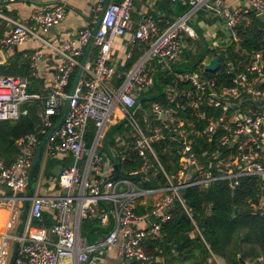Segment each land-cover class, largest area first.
Here are the masks:
<instances>
[{
  "label": "built area",
  "instance_id": "built-area-1",
  "mask_svg": "<svg viewBox=\"0 0 264 264\" xmlns=\"http://www.w3.org/2000/svg\"><path fill=\"white\" fill-rule=\"evenodd\" d=\"M170 1L188 9L162 32L158 22L150 17L133 21V0H122L107 5L94 34L93 28L83 27L74 39L52 47L59 62L52 91L43 102L41 134L45 136L55 125L53 118L60 116L62 104L67 100L64 120L49 135L45 148L50 153L70 155L73 163L61 168L58 174L63 196H33L30 201L28 216L32 220L42 219L43 208L55 212V222L49 230L54 242L24 236L14 264H60L65 260L84 264L90 255L101 257L109 247L115 249L118 258L147 264L152 258L144 246L147 241L162 238V227L175 202L184 207L183 191L194 186L208 187L218 181H226L234 189L246 177L260 180V188L264 189V89H260L264 84L263 52L251 54L244 69L239 68V61L236 67L229 64L226 74L230 79L220 85L204 76V68L198 75L169 69L174 80L164 88L163 102L146 101L148 104L141 109V102L138 103L141 92L151 88L147 76L150 63L167 65L178 61L184 49L181 37L198 39L191 22L194 15L203 11L223 22V37L212 38L215 41L212 51L225 54L233 45L238 53L240 33L251 27L250 14L264 18V0ZM12 2L0 0V19L12 25L10 33L0 42V50L22 44L30 37L38 38V29L55 27L66 16L64 6L55 5L32 14L27 22H17L3 13V7ZM99 11L100 8L96 14ZM125 35L130 52L140 44L146 45V49L132 68L118 73L108 64L110 46L114 37ZM90 42L97 53L87 64L84 79L76 83L69 95L66 89ZM42 58L41 49L31 54L32 71ZM113 78L119 81L116 87L112 85ZM27 85L25 78L0 77V122H16L21 105L39 98L27 92ZM202 106L207 110L202 111ZM187 110L192 112L181 116ZM215 111L219 114L214 115ZM189 117L204 122L203 129ZM119 123L127 131L114 140L113 148L109 147L107 133ZM90 124L93 134L88 137ZM199 139L203 141L202 148L196 142ZM167 142L173 144L177 154L176 161L171 162L174 171L170 172L164 169L155 148L161 147L162 153L172 149ZM17 144L33 147L39 140L28 134ZM110 156L118 168L129 163L135 168L123 176L118 170L117 178L112 180ZM30 167L29 154L18 155L7 167L0 159V206H7L11 214L0 233V264L9 263L8 241L13 237L7 232L20 217L22 209L15 210L18 202L15 196L25 192L27 178L23 172ZM106 168L113 173L107 174ZM158 176L161 181L155 187H144ZM3 189L8 190L9 196L3 195ZM138 208L142 211L137 212ZM90 219H95L100 228H109L104 239L96 244L87 243L80 235L81 221Z\"/></svg>",
  "mask_w": 264,
  "mask_h": 264
},
{
  "label": "trees",
  "instance_id": "trees-1",
  "mask_svg": "<svg viewBox=\"0 0 264 264\" xmlns=\"http://www.w3.org/2000/svg\"><path fill=\"white\" fill-rule=\"evenodd\" d=\"M166 1L170 2L169 0ZM172 4L175 5V3ZM179 5L181 4L177 5L178 8L180 7ZM184 7L185 9L182 8L181 12L187 11L188 7ZM180 15L182 14L179 13L177 16ZM197 15L202 18L204 12L200 11ZM250 18V29L240 33L238 53L234 52L235 46L232 45L226 50L225 54H218L204 43V51L200 53L198 59L190 64L187 70L175 66L171 69L191 72L193 67L196 69L198 64L203 63L205 57L211 51L216 53L211 59L218 58L220 65L214 73L204 70V76L215 79L218 85L228 82L230 75L226 74V71L229 64L236 67L238 65L236 62L239 61V68L244 69L251 54L258 51L264 54V21L259 20L254 14H250ZM184 54L186 53L183 52L182 56ZM221 58L224 61L223 65L221 64ZM160 64L162 65L163 63ZM16 67L17 65L15 64L1 66L0 75L28 74L27 64L19 66V68L24 70V73L21 71L16 72ZM170 70L161 69V66H159L156 71L147 72L148 78L152 80L151 90L147 97L155 95L158 91L157 88L161 89L160 95L154 100L148 101V103L163 102V90L174 80L173 73ZM75 75L76 73L74 72L70 79L71 83ZM260 87V89H264V84ZM148 103L141 101L139 108H144ZM201 110L205 111L207 109L202 106ZM137 112L139 114V111ZM189 112H192V110L181 113V116L186 117ZM30 114L32 113L28 110L27 114L21 115L14 124L0 122V154L3 157L5 156V148L10 149L8 146L9 138L17 141L34 131L35 123L29 120ZM217 114H219V111L214 112V115ZM58 119L59 117L53 120L54 124ZM189 120L195 122L200 130L203 129L204 122L200 121V119L189 117ZM126 131L122 124L111 128L108 131L111 135L107 137L108 144L117 133H125ZM92 134V132L88 133V137ZM113 142L114 140L111 145H113ZM196 142H198L200 148L204 146L202 140L199 139ZM167 145L172 149L166 150L164 153H162L161 147L158 145L155 148L164 169L170 172L174 171L171 162L176 161L177 154L173 144L167 142ZM161 146L163 148V144ZM53 167L54 161L51 159L47 160L44 167V174L47 178L52 179L55 177L52 174ZM134 168L135 165L129 163L123 168L119 165L118 170L120 175L123 176V171L133 170ZM158 180L161 181L160 176L154 180L152 179L151 183L145 184L144 187H155ZM260 183L261 181L256 178L246 177L240 179L238 186L234 189L229 188L226 181H218L208 187L194 186L183 191L184 207L179 202H175L170 210L168 221L162 227V238L159 241L147 242L146 253L152 259L162 257L163 263L161 264H209L207 259H210L212 255L227 260L231 254L234 255L236 262L237 255H239L242 260L249 264H264V189L260 188ZM137 212H140V210H137ZM85 228L91 232L93 223L87 221ZM129 264L142 263L131 261ZM150 264L158 263L153 261Z\"/></svg>",
  "mask_w": 264,
  "mask_h": 264
},
{
  "label": "crops",
  "instance_id": "crops-1",
  "mask_svg": "<svg viewBox=\"0 0 264 264\" xmlns=\"http://www.w3.org/2000/svg\"><path fill=\"white\" fill-rule=\"evenodd\" d=\"M102 1L103 0H14V2L3 7V13L7 15L8 17H10L12 20H15L17 22H27L32 14L37 13V12H42L44 10L54 7L55 5H63L66 11L65 19L59 25L54 27V31L51 34L47 33V30L46 31L42 29L37 30L36 34L38 38L43 39L45 43L39 40L38 38L30 37L26 39L22 44L0 50L3 56V59H2L3 62L0 63V67L4 65L15 64L17 65L16 72L21 71L22 73H24V70L22 68H19V66L24 65V64L28 65L27 75H20L19 73V74L9 75V76L0 75V77H15V78L27 79L28 81L27 92L31 94H35L39 97L38 99L22 104L20 107V116L26 115L28 110L31 111L32 114H30L29 120L35 123L34 124L35 126H34V131L31 132L30 134H34L37 136L39 140V144L33 147L29 146L28 144H24L23 146H20L17 144V141L19 139L17 141H13L11 138H9L8 146L10 149L5 148L4 157L0 154V159L4 162L6 167L9 166L18 155L23 154V153L30 155L31 163H32L33 158L37 152V149L41 141L45 137L44 135L41 134V130L43 126L42 121L44 118L43 117V111H44L43 102L45 98L52 91L56 67L59 62V56L57 55L56 52H54L52 47H57L64 41L74 39L83 27H90L94 29V26L97 22V19L95 21L94 18L96 17V15L98 18L100 14V11L102 9ZM121 1L122 0H110L109 3H119ZM224 1L225 3H230V0H224ZM170 2L166 0H162V1L133 0V9L131 11V19L136 22L142 17H150L158 22L157 23L158 29L162 32L168 27L170 23L174 22V20L177 18V15H179V13L183 14L186 12V10L181 12L182 8L185 9L184 5H179L180 7L178 8L177 6L178 4L173 5L172 2L171 3ZM99 8H100V11L98 12V14H96V10ZM204 13L206 14L202 18H199L198 16L196 19L199 27L204 28V30L200 29V31L199 29H197V32H198L197 40L199 42H196V40H194L195 41L194 43H196L194 44L190 42L189 40L184 39L185 43H184L183 52L191 53V54L195 50H197L198 52H202L204 51V47L203 49H201V45L199 44H202L203 46H205L204 43H207L206 39H210L213 42L215 41L212 38L215 36L218 37L219 40L222 39L223 34H224L223 22L217 19L216 17H214L210 13H207V12H204ZM11 30H12V25L0 19V42L4 37H6L10 33ZM39 49L43 51V58L37 61L36 63L37 68L35 71H32L30 69L29 57L36 50H39ZM145 49H146V45L140 44L137 48H135L133 51L130 52L129 47H128V36L127 35L122 36V37H114L111 41L110 61L108 62V64L109 66L113 67L118 73H123L133 67V65L142 56ZM96 53H97V49L90 47L85 61L83 62L84 56L79 60L80 66L77 67L75 71L77 75L78 71L81 70L78 81L84 79L86 66L87 64L91 63ZM208 61L209 60H207L205 57L203 64H206ZM159 66H161V69L163 68L171 69L173 67V66H169L168 63L167 65L164 63L161 65L159 62L155 61V62L150 63V66L148 67L147 72L151 70L156 71L159 68ZM73 82L71 83V80H70L69 87L66 89L67 93H69ZM118 83L119 81L113 78L112 85L116 87ZM150 90L151 89L149 88L148 90L141 92V97L143 98L147 97ZM140 109H138L137 111H140ZM54 119L55 118H53V120ZM16 122H9V123L14 124ZM91 126L92 124L88 126V133L93 132V127ZM120 137H123V133L119 132L114 136V140L119 139ZM10 140H12V142H10ZM109 147L113 148L114 142H113V145ZM49 159L54 161V167L59 165L61 168H63L73 163V159L70 155L50 153L45 148V151H44V154L41 160L37 182L34 186V196L48 197V196H63L64 195V191L58 186V175L57 176L54 175L55 177L51 179V178H47L44 174V167H45L47 160ZM111 163L112 162H110V164ZM115 163H116V160H115ZM111 165H114V164L112 163ZM126 165L122 164L121 166L123 168V166H126ZM29 170L30 168L26 169L23 172V175L26 178H28ZM105 172L107 174H111L114 171L112 172L111 168H106ZM125 172L126 171H123L122 175H124ZM52 174H54L53 169H52ZM3 195L9 196L8 190L3 189ZM22 208H23V202L18 200V202L15 204V210L20 212ZM138 210H140V212L142 211L141 208H138ZM10 217H11V214H10L9 208L5 205L0 206V233L4 232L5 224L10 219ZM87 221L88 222L90 221L93 223V228L91 229V232L89 231V229H86V228L84 229L85 223H87ZM54 222H55V212L47 208H43L42 219L40 221L32 220L28 216V220L25 226L23 237L24 236L26 237L34 236L38 239L39 238L47 239L49 242H54L55 239L49 232L50 227L54 224ZM19 223H20V217L18 221L14 223L13 228L7 232L10 236L13 237V238H10L12 240V243L14 242V239L16 237L17 227ZM80 227H81L80 228L81 237L85 239L87 243L89 244L91 243L96 244L102 241L104 239L105 233L109 229V228L108 229L100 228L97 225V222L95 219L82 220L80 223ZM12 230L14 231L13 233H11ZM145 247L146 246H144V250H145ZM238 258H240L239 255H237V263L239 264ZM153 261L158 264L163 263L162 257H155L154 259H151L150 263ZM129 263L130 262L126 260L118 258L115 255V249L112 247H109L106 249V253L103 256L95 257V255H93L92 260L90 261L89 264H129ZM150 263H147V264H150ZM207 263L226 264L225 259L214 256V255H212L210 259H207ZM60 264H70V263L68 260H65V261H62Z\"/></svg>",
  "mask_w": 264,
  "mask_h": 264
},
{
  "label": "water",
  "instance_id": "water-1",
  "mask_svg": "<svg viewBox=\"0 0 264 264\" xmlns=\"http://www.w3.org/2000/svg\"><path fill=\"white\" fill-rule=\"evenodd\" d=\"M109 1L110 0H103L102 1V9H101L100 14H99V16L97 18V22H96V24L94 26L93 34L96 32V30L100 26L103 14H104V12L106 10L107 5L109 4ZM257 18L259 20H261V21H264V18L262 16H257ZM53 31H54V27H51V28L47 29V33L51 34ZM263 42H264V38H263ZM90 46H91V42L89 43V45L87 47V50H86L85 55H84L83 62L87 58V53H88V50H89ZM2 59H3V56H2V53L0 51V63L3 62ZM203 67H204L205 71H207L209 73H214L217 70V68L219 67L218 58H212ZM194 68L195 67H193L191 69V72L194 70ZM171 71H173V72H181L182 70L181 69H175V70L171 69ZM80 72H81V70H79L77 75L75 76L74 82H73V84L71 86V89L69 91V95L72 94V92L74 90V87H75V85H76V83H77V81L79 79ZM157 90L158 91H157V93L155 95L150 96V97H146V98H141V99L138 100V103L141 102V101L154 100L161 93V89L160 88H157ZM67 108H68V101L66 100L64 102V106L62 108V111H61V114H60V117H59L58 121L48 131V133L45 135V137L43 138V140L41 141V143H40V145H39V147L37 149V152H36V154H35V156L33 158V161L31 163V167H30V170H29V173H28L27 185H26V188H25V192L18 193L15 196L18 200L23 202V208H22V211L20 213V223L18 224V227H17V233H16V237H15L14 242H13V249H12V253H11V256L9 258V263L8 264H14L16 256H17V252H18L19 247H20L21 240L23 238L25 226H26V223H27V220H28V212H29V207H30V201H31V198L34 196V186H35V184L37 182L38 173H39V169H40V165H41V160H42V157H43V154H44V151H45L47 139H48L49 135L57 127H59L60 124L62 123V121L64 120ZM162 118L165 119L163 116H162ZM109 134L110 133H108V135ZM108 135H107V137H108ZM107 137H106V139H107ZM10 142H12V140H10ZM110 158H111V161L114 164L113 165L114 175L112 177V180H114L118 176V167H117V164L115 163L114 159L111 156H110ZM60 171H61V167L59 165H57V166H55L53 168V173L56 176L59 174ZM263 180H264V177H263ZM91 260H92V255L89 256L88 261L86 263H84V264H89ZM238 262H239V264H249V263H246L241 258H238Z\"/></svg>",
  "mask_w": 264,
  "mask_h": 264
},
{
  "label": "rangeland",
  "instance_id": "rangeland-1",
  "mask_svg": "<svg viewBox=\"0 0 264 264\" xmlns=\"http://www.w3.org/2000/svg\"><path fill=\"white\" fill-rule=\"evenodd\" d=\"M206 13H204V15H205ZM197 17H198V15L196 14V15H194L193 17H192V19H191V22H192V25H193V27H194V29L197 31V29H199V31H200V29L201 30H204V28L202 27V28H200L199 27V25L197 24V21H196V19H197ZM190 42H192V43H194L195 41L194 40H189ZM181 42H182V44L184 45V43H185V41H184V39H183V36L181 37ZM196 42H199L198 40H196ZM206 44L208 45V47L210 48V49H213V46H214V42L213 41H211L210 39H206ZM194 44H196V43H194ZM199 45H201V49H203V45L202 44H199ZM200 53L201 52H198L197 50H195L192 54L191 53H186V54H184L178 61H175V62H169L168 63V65L169 66H175V67H179V68H181V69H183V70H187L188 69V67L190 66V64L191 63H193L194 62V60H196V59H198L199 58V56H200ZM216 53L215 52H209L208 53V55L206 56V59L207 60H210L211 59V57L213 56V55H215ZM192 56H194V57H192ZM221 64L223 65L224 64V61L222 60V58H221ZM202 68H203V63H200V64H198L197 65V67H196V69H194L193 70V72H191V73H193L194 75H198L199 74V72L202 70ZM220 71H222V70H220ZM146 98V97H145ZM63 106H64V102H63V104H62V108H63ZM62 110V109H61ZM113 128V127H112ZM111 135L109 134V137H110ZM114 140V138H111V140H110V142H109V146L112 144L111 142ZM14 231L12 230L11 231V233H13ZM12 249H13V243H12V240L10 239V241H8V249H7V251H8V257L10 258V256H11V253H12ZM95 257H97V254H95ZM225 262H226V264H238L237 262H236V260H235V257H234V255H229V257L227 258V260H225Z\"/></svg>",
  "mask_w": 264,
  "mask_h": 264
}]
</instances>
